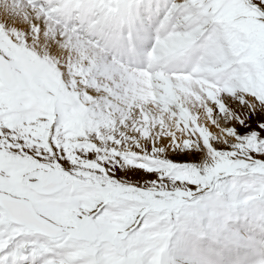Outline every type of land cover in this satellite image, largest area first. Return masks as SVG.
<instances>
[{"label": "snow or ice", "instance_id": "snow-or-ice-1", "mask_svg": "<svg viewBox=\"0 0 264 264\" xmlns=\"http://www.w3.org/2000/svg\"><path fill=\"white\" fill-rule=\"evenodd\" d=\"M0 264H264V0H2Z\"/></svg>", "mask_w": 264, "mask_h": 264}, {"label": "bare ground", "instance_id": "bare-ground-1", "mask_svg": "<svg viewBox=\"0 0 264 264\" xmlns=\"http://www.w3.org/2000/svg\"><path fill=\"white\" fill-rule=\"evenodd\" d=\"M0 2H2V0H0Z\"/></svg>", "mask_w": 264, "mask_h": 264}]
</instances>
